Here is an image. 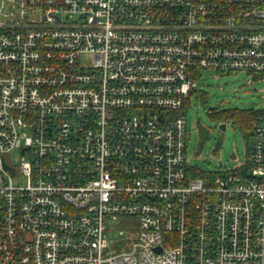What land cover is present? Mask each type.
<instances>
[{
  "label": "built area",
  "instance_id": "2783aa9c",
  "mask_svg": "<svg viewBox=\"0 0 264 264\" xmlns=\"http://www.w3.org/2000/svg\"><path fill=\"white\" fill-rule=\"evenodd\" d=\"M208 69L264 76V0H0V264H264V109L187 159Z\"/></svg>",
  "mask_w": 264,
  "mask_h": 264
},
{
  "label": "rangeland",
  "instance_id": "374dc122",
  "mask_svg": "<svg viewBox=\"0 0 264 264\" xmlns=\"http://www.w3.org/2000/svg\"><path fill=\"white\" fill-rule=\"evenodd\" d=\"M196 90L192 93L187 109V159L199 171L240 169L247 165L248 151L254 142V134L247 137L239 125L228 117L219 121L214 111L235 109H264V76L241 70L218 72L200 70ZM203 92V95H201ZM226 123V129L220 123ZM201 127L207 137L201 142ZM14 162L20 160V153L13 154ZM115 221L110 225L109 236L115 239L128 234L127 227ZM126 233H120V230Z\"/></svg>",
  "mask_w": 264,
  "mask_h": 264
},
{
  "label": "trees",
  "instance_id": "16d2710c",
  "mask_svg": "<svg viewBox=\"0 0 264 264\" xmlns=\"http://www.w3.org/2000/svg\"><path fill=\"white\" fill-rule=\"evenodd\" d=\"M256 74V77L262 76L260 73L251 72ZM203 95V92L202 94ZM260 109L255 108H246V109H235L232 111H214L213 115L216 116L219 121H223V119H227L228 117H233L236 123L239 125L241 130L245 133L247 137L254 134L251 120L257 115ZM201 142L203 143L204 139L207 137V132L204 127H201ZM249 153V151H248Z\"/></svg>",
  "mask_w": 264,
  "mask_h": 264
},
{
  "label": "water",
  "instance_id": "95a60500",
  "mask_svg": "<svg viewBox=\"0 0 264 264\" xmlns=\"http://www.w3.org/2000/svg\"><path fill=\"white\" fill-rule=\"evenodd\" d=\"M220 128L223 129V130H225L226 129V123H224V122L223 123H220Z\"/></svg>",
  "mask_w": 264,
  "mask_h": 264
}]
</instances>
